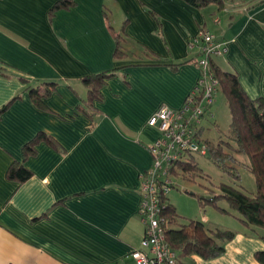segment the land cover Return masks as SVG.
<instances>
[{
  "label": "crops",
  "instance_id": "obj_1",
  "mask_svg": "<svg viewBox=\"0 0 264 264\" xmlns=\"http://www.w3.org/2000/svg\"><path fill=\"white\" fill-rule=\"evenodd\" d=\"M57 1L0 0V108L21 95L0 118V264L130 261L144 233L139 174L151 166L147 144L158 136L147 120L160 104L180 108L200 75L192 62L169 65L194 57L189 39L209 31L228 46L213 63L235 72L249 97L264 98V0H223L220 10L184 0H75L50 16ZM122 27L120 58L113 32ZM105 71L113 75L92 124L76 109L87 94L82 79ZM43 82L57 83L44 100L50 111L25 89ZM39 131L60 150L40 142L25 161L33 175L8 180V166L22 161L23 144ZM231 229L222 254L178 252L179 264H258L264 232L240 221Z\"/></svg>",
  "mask_w": 264,
  "mask_h": 264
},
{
  "label": "trees",
  "instance_id": "obj_2",
  "mask_svg": "<svg viewBox=\"0 0 264 264\" xmlns=\"http://www.w3.org/2000/svg\"><path fill=\"white\" fill-rule=\"evenodd\" d=\"M187 4L196 8H203L210 3H215L217 9L224 7L223 0H184ZM75 0H58L50 9V16L58 9L69 8L73 6ZM126 21L123 23L125 25ZM203 30V29H202ZM123 27L119 32L114 33L115 40V57H123L124 52L121 50ZM197 53V52H196ZM199 53L194 57L170 64L172 70H176L182 64L195 63ZM214 58L209 59L210 70L218 80V91L221 90L225 102L230 112V124L227 133V139L209 141L201 139L206 145V154L209 159L224 173L239 179V174L234 166L237 162L236 155L243 153L248 157V168L253 173L256 183V190L253 194H247L243 190L220 182L214 188L206 187L209 197L197 196L198 203L201 207L211 204L222 212L226 213L217 205L218 200H225L231 210L240 215L239 221L254 231L253 227H259L264 232V98H251L242 88L237 74L232 71H223L213 63ZM113 75L112 71H105L91 74L82 79L87 88L85 98H79L76 106L77 111L85 114L93 124L99 115V110L94 105L95 101L102 99L101 88L104 86L105 79ZM24 82L26 79L22 78ZM44 88L26 86L32 103L39 109L50 111L44 100L48 98L56 89L57 83L43 82ZM21 97L16 95L7 104L0 108V118L2 113L14 102ZM200 127L197 132L199 137ZM40 142L46 143L55 150H60L59 143L49 134L39 131L30 140L22 146V161L13 160L6 170L8 180L22 183L29 179L33 172L26 167L25 161L37 154V145ZM182 172V173H181ZM187 178L189 175L193 178L196 175L204 177L210 182L209 176H206L197 167L193 159L188 161L176 162L173 167V176ZM164 204L163 214L169 224H178V227H169L166 229V239L170 246L174 248L179 255L186 256L191 254L199 255L203 258H214L224 252V242L232 239L234 231L228 229L215 228L209 229L206 225L198 220L188 219L185 223H178L179 217L174 206L168 198H162ZM264 240V233L261 235ZM254 257L258 264H264V249L255 252Z\"/></svg>",
  "mask_w": 264,
  "mask_h": 264
},
{
  "label": "built area",
  "instance_id": "obj_3",
  "mask_svg": "<svg viewBox=\"0 0 264 264\" xmlns=\"http://www.w3.org/2000/svg\"><path fill=\"white\" fill-rule=\"evenodd\" d=\"M188 48L199 53L200 75L193 90L180 108L160 104L147 120L158 136L147 144L151 166L139 174V214L144 224L140 247L129 252L130 261L112 264H179L178 252L166 239L171 224L163 214L162 198H168L174 185V164L188 161L193 153L206 154V145L197 132L218 93V80L210 70L209 59L224 55L228 46L225 40L202 30L189 39Z\"/></svg>",
  "mask_w": 264,
  "mask_h": 264
},
{
  "label": "rangeland",
  "instance_id": "obj_4",
  "mask_svg": "<svg viewBox=\"0 0 264 264\" xmlns=\"http://www.w3.org/2000/svg\"><path fill=\"white\" fill-rule=\"evenodd\" d=\"M215 105L212 107V115H207L201 121V131L199 132L200 139H207L209 141L225 140L230 124V112L228 105L225 102V97L221 90L218 91ZM211 108V107H210ZM204 117V116H203ZM204 120V121H203ZM237 162L234 164L236 167L239 179L228 175L221 171L208 157L207 154L201 155L193 153L191 159L194 160L197 167L206 176H209L210 182L204 177L196 175L191 178L187 175L184 178L182 175L174 178V185L169 191L167 197L169 202L174 206L178 218V223L186 222L188 219L201 221L202 217L207 221L204 224L207 228L214 230L215 228L230 229L239 223L240 215L231 210L225 200H218L217 205L221 209H227L230 213H224L211 204L201 207L198 203L197 196L209 197L206 189L214 188L220 182L233 185L247 194H253L256 190V183L253 173L248 168V157L243 153L236 155ZM182 173V172H181ZM232 213V214H231ZM172 227H178L175 222ZM253 229L263 231L259 227Z\"/></svg>",
  "mask_w": 264,
  "mask_h": 264
}]
</instances>
